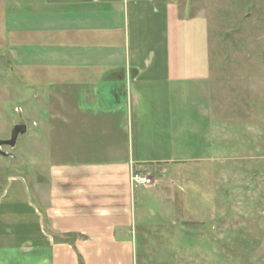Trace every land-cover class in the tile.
Returning <instances> with one entry per match:
<instances>
[{"label":"crops","instance_id":"0c3cea01","mask_svg":"<svg viewBox=\"0 0 264 264\" xmlns=\"http://www.w3.org/2000/svg\"><path fill=\"white\" fill-rule=\"evenodd\" d=\"M21 2L53 15V166L45 182L1 177L0 264H165L171 242L202 224L188 205H173L179 219L137 217L130 175L196 160L184 152L199 144L190 112L211 115L201 17L179 0H7L15 50Z\"/></svg>","mask_w":264,"mask_h":264},{"label":"rangeland","instance_id":"374dc122","mask_svg":"<svg viewBox=\"0 0 264 264\" xmlns=\"http://www.w3.org/2000/svg\"><path fill=\"white\" fill-rule=\"evenodd\" d=\"M5 4L7 0H0V140H8L17 124L25 125L26 131L17 136L13 148L1 147L5 156H0V184L8 174L45 182L54 148L49 135L53 15L46 9L32 12L21 2L16 30L26 35L20 36L21 49L15 50L8 45L14 44L9 29L15 30L10 27L14 19L1 11ZM178 4L185 16L201 17L207 29L202 41L211 60V115L190 112V119L197 118L201 126L195 134L199 144L184 152L196 160H183L167 173L154 165L149 186L155 188L135 189L137 217L179 219L173 205H188L191 208L183 211L187 219L196 228L202 224V236L188 226L181 241L171 242L175 250L163 251L169 254L162 257L165 264H264V0ZM186 106L191 110L188 99ZM173 117L178 124L180 117ZM145 205L172 206L163 216L164 210H140Z\"/></svg>","mask_w":264,"mask_h":264},{"label":"water","instance_id":"95a60500","mask_svg":"<svg viewBox=\"0 0 264 264\" xmlns=\"http://www.w3.org/2000/svg\"><path fill=\"white\" fill-rule=\"evenodd\" d=\"M26 127L23 124H17L13 126L10 137L8 140H0V156H5V153L1 151L2 146H9L13 148L15 146L16 138L19 134H24Z\"/></svg>","mask_w":264,"mask_h":264},{"label":"built area","instance_id":"2783aa9c","mask_svg":"<svg viewBox=\"0 0 264 264\" xmlns=\"http://www.w3.org/2000/svg\"><path fill=\"white\" fill-rule=\"evenodd\" d=\"M151 172L147 171L144 174L131 173L130 183L132 187H147L152 182Z\"/></svg>","mask_w":264,"mask_h":264}]
</instances>
